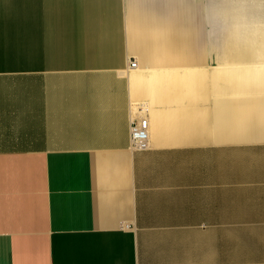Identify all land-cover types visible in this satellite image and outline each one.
Returning <instances> with one entry per match:
<instances>
[{
  "label": "crops",
  "instance_id": "obj_1",
  "mask_svg": "<svg viewBox=\"0 0 264 264\" xmlns=\"http://www.w3.org/2000/svg\"><path fill=\"white\" fill-rule=\"evenodd\" d=\"M205 3L0 0V264H264V20Z\"/></svg>",
  "mask_w": 264,
  "mask_h": 264
},
{
  "label": "rangeland",
  "instance_id": "obj_2",
  "mask_svg": "<svg viewBox=\"0 0 264 264\" xmlns=\"http://www.w3.org/2000/svg\"><path fill=\"white\" fill-rule=\"evenodd\" d=\"M232 1H243V5H238L240 11L238 12L240 15L245 17L246 23L253 24V23H259L264 20V0H213L208 1L206 0V9H207V16H208V10L216 8V11L220 12V20H217V25L220 26L221 30H216L212 33L220 32L221 34L225 33H231V25H233L234 21L227 20V18L224 16V4L230 3ZM209 24H215L210 23ZM193 25V24H192ZM209 34V31H208ZM192 35H195L194 32H192ZM202 44H208L213 45L220 41V37L215 36H208L207 38H201ZM139 107V109H138ZM143 105L142 104H133V113H140L143 111ZM136 109V110H135ZM138 109V110H137Z\"/></svg>",
  "mask_w": 264,
  "mask_h": 264
},
{
  "label": "built area",
  "instance_id": "obj_3",
  "mask_svg": "<svg viewBox=\"0 0 264 264\" xmlns=\"http://www.w3.org/2000/svg\"><path fill=\"white\" fill-rule=\"evenodd\" d=\"M130 66L136 68L137 61L133 60ZM131 120L130 148L137 151L149 149L151 141L149 119L146 118L145 113L137 112L133 113Z\"/></svg>",
  "mask_w": 264,
  "mask_h": 264
},
{
  "label": "bare ground",
  "instance_id": "obj_4",
  "mask_svg": "<svg viewBox=\"0 0 264 264\" xmlns=\"http://www.w3.org/2000/svg\"><path fill=\"white\" fill-rule=\"evenodd\" d=\"M258 40H259V39H258ZM258 40H256V41H258ZM146 106H147V105H146ZM147 108H148V107H147ZM138 109H139V107H138ZM138 109H137V110H138ZM135 110H136V109H135ZM146 110H147L146 107H144V108H143V111H141V113H145ZM134 114H135V113H134Z\"/></svg>",
  "mask_w": 264,
  "mask_h": 264
}]
</instances>
